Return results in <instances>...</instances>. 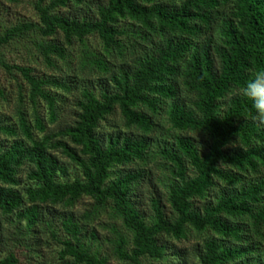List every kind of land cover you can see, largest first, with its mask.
Returning <instances> with one entry per match:
<instances>
[{
    "label": "trees",
    "instance_id": "16d2710c",
    "mask_svg": "<svg viewBox=\"0 0 264 264\" xmlns=\"http://www.w3.org/2000/svg\"><path fill=\"white\" fill-rule=\"evenodd\" d=\"M33 6L38 23L0 33V67L21 76L16 121L0 116V264H45L44 236L61 264H188L172 241L192 240V264H264V125L235 94L264 70V0ZM13 45L59 76L10 64ZM77 90L76 120L49 132ZM159 160L168 205L153 197L148 215L135 193ZM104 214L100 242L89 228Z\"/></svg>",
    "mask_w": 264,
    "mask_h": 264
},
{
    "label": "rangeland",
    "instance_id": "374dc122",
    "mask_svg": "<svg viewBox=\"0 0 264 264\" xmlns=\"http://www.w3.org/2000/svg\"><path fill=\"white\" fill-rule=\"evenodd\" d=\"M34 1L35 0H0V33H2L4 29L11 27L22 21H33L38 23V17L33 6ZM99 3L106 4L107 0H99ZM84 14L85 13L83 11H79L78 13V15H84ZM93 43L97 44L96 41H94ZM2 53H4L7 61L10 64H17L21 66H28L35 68L37 70L36 75L43 76L46 74L47 76L50 75L59 76V74H57L55 71L49 69L41 58L37 57L36 51L32 47L31 48L28 47L26 49L22 45H16V46L13 45L11 47H6L5 49H3ZM75 61H76L75 64L78 65V61L77 60ZM61 64L62 63H60V67H62L64 70L67 69V67L64 64L62 65ZM75 66L76 65H74V67ZM17 77L21 81V76L18 75ZM20 81L8 75L6 71L0 67V92L4 94V96L0 95V116L8 120H11V122L16 121L15 105L18 98V85L20 84ZM82 87H83V83L78 84V88L81 89ZM78 95H79V91L75 92L73 95L67 96L65 109L58 123L55 125L48 126L49 132L51 131L58 132L64 126L73 124V122L76 120L77 109L75 108V102L78 98ZM113 121L114 124L121 126V122L119 121L118 116H116L113 119ZM165 126L168 128V124H166ZM54 155L58 157L62 163L70 164L69 161L66 160L60 153H54ZM160 165H162L161 160H159L155 164L150 163L147 167H144L145 176L143 179L142 186L139 189V191L135 193L141 209L148 215L151 213L150 201L153 197H157V196L161 197L164 206L168 205L165 199L166 190L162 184L167 174ZM25 175L26 172L22 176L23 185L27 184ZM91 203L92 202L86 198L82 200L79 204H77L71 211L74 212L76 216L81 217V215H83L84 212L90 208ZM57 211L62 212L64 210L62 207H59L57 208ZM110 222L111 220L109 216L104 214L100 217L99 221H96V223L89 228V230L96 231L101 242L102 239H104L106 236H109L108 231L105 229L106 226L105 224H108ZM11 231L12 230L10 225L3 220L1 233L3 235L4 240H7L9 238ZM43 238L44 239H43L42 247L40 249L42 253L41 256H43V258L41 259L45 261V264H61L57 255V252L59 251L57 245L54 244L52 241H49L47 236H44ZM172 244L176 246V248L186 249L188 252L187 256L190 258H192L191 256H193L192 253L193 249L197 246V243L193 240L190 242L172 241ZM109 248L107 244L104 245V251L109 252ZM111 262L112 264H120L115 259H113ZM144 264H148V263L145 262Z\"/></svg>",
    "mask_w": 264,
    "mask_h": 264
},
{
    "label": "clouds",
    "instance_id": "9594fccd",
    "mask_svg": "<svg viewBox=\"0 0 264 264\" xmlns=\"http://www.w3.org/2000/svg\"><path fill=\"white\" fill-rule=\"evenodd\" d=\"M235 94L251 102L255 111L254 121L264 125V70H255L242 87L235 89ZM188 264H192L191 258H189Z\"/></svg>",
    "mask_w": 264,
    "mask_h": 264
}]
</instances>
